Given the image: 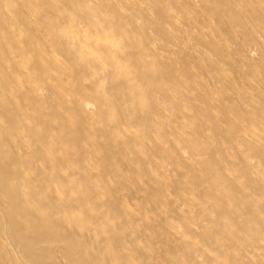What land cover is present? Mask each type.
I'll return each mask as SVG.
<instances>
[{"label": "bare ground", "instance_id": "obj_1", "mask_svg": "<svg viewBox=\"0 0 264 264\" xmlns=\"http://www.w3.org/2000/svg\"><path fill=\"white\" fill-rule=\"evenodd\" d=\"M68 12L100 34L93 68L52 29ZM78 69L121 101L79 91ZM228 247L261 264L264 0H0V264Z\"/></svg>", "mask_w": 264, "mask_h": 264}, {"label": "rangeland", "instance_id": "obj_2", "mask_svg": "<svg viewBox=\"0 0 264 264\" xmlns=\"http://www.w3.org/2000/svg\"><path fill=\"white\" fill-rule=\"evenodd\" d=\"M42 12H44V11H42ZM66 16H67L66 19L55 21V22L51 21L52 20L51 19L49 22H52V29L55 30V29L60 28L59 30H60V32H62V36H63V40L61 41V43L64 46H71L73 48L72 53L76 54L75 60L79 61L78 65L83 67L84 64H90V65H92L91 68H93L94 64L92 61L93 60L95 61V59H100V57L98 56V53H100L102 51L101 46H98V44H96V45L93 44V43H97L96 41H98V39L100 40V37H99L100 34H99L98 30L95 29L94 27H90L89 29H86L83 26L85 24L81 25V24H79L78 21L73 20L72 17H74V16H72L71 12H68L66 14ZM49 22H46V23H49ZM80 53H81V55H80ZM83 54H87L85 56V61L82 59V57H84ZM101 58H103V60H104L103 53L101 54ZM103 64H104V61L102 63H100V65H103ZM76 71H77V73L78 72L83 73L85 76H86V74L89 75L86 78H83L80 80L81 88H78L79 91L81 89H83L84 91H86L90 95H93L96 93L98 94V92H100L102 90L106 94L105 98L107 99L106 100L107 104L113 102L115 99L117 101H119L120 95L117 92H115V90L113 89L117 85V83H119L116 81L117 77L113 78L112 76L107 74V77L105 78L103 73L101 74V73L96 72V74L99 75L97 79L100 81H98V82L96 81L95 86H94L92 83V79H90V74L88 72L84 73L83 70H79V69ZM103 77L105 79H103ZM111 89H113L114 91H112ZM81 93L83 94L82 91H81ZM107 108L110 110L111 106L107 107ZM112 115H113V113H112ZM162 166L164 167L163 170L169 169V166H167L166 164H162ZM216 190H218V189H216ZM202 221H204V220L198 219L197 225L199 226V228H197V231L201 230L200 226L205 225L206 222H202ZM205 227H208V225L206 224ZM226 250L227 251H225L224 249L219 250L220 253L218 254V256H215V254H214V256L216 258L221 256L222 264H227V256L230 255L231 252H234L231 249H229V247ZM258 253H261L259 258H258L260 263L264 264V250L258 251ZM254 255H255V253H254ZM194 256H196V261L194 264H214L209 259V257L212 259V256L205 255V254L200 255L199 253H194ZM216 258H213V259H216ZM248 258L251 260L252 259L251 255H248Z\"/></svg>", "mask_w": 264, "mask_h": 264}]
</instances>
